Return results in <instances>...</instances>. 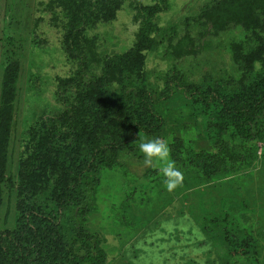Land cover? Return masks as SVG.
<instances>
[{
  "label": "rangeland",
  "instance_id": "rangeland-1",
  "mask_svg": "<svg viewBox=\"0 0 264 264\" xmlns=\"http://www.w3.org/2000/svg\"><path fill=\"white\" fill-rule=\"evenodd\" d=\"M49 1L0 0V93L6 66H18L2 229L14 227L27 131L76 104L80 86L117 96L161 86V77L176 69L187 82L227 93L250 88L264 74V0H163L149 32L126 1L107 19L71 22V35L65 12ZM156 2L142 0L147 7ZM145 33L153 44L133 58L129 52ZM118 57L119 67L102 79L103 60ZM67 79L79 86L64 88ZM139 166L133 160L101 172L97 208L86 226L103 237L106 264H264V141L239 170L211 179L175 164L183 180L171 192L162 164ZM145 169L150 172L141 176Z\"/></svg>",
  "mask_w": 264,
  "mask_h": 264
},
{
  "label": "trees",
  "instance_id": "trees-1",
  "mask_svg": "<svg viewBox=\"0 0 264 264\" xmlns=\"http://www.w3.org/2000/svg\"><path fill=\"white\" fill-rule=\"evenodd\" d=\"M126 1L141 14L144 31L149 32L163 0L148 7L142 0L49 4L65 12L61 17L69 20L71 35V22H95L100 15L107 19ZM78 38L76 33L75 43ZM141 41L129 52L133 58L153 44L147 33ZM118 67L119 57L105 58L101 78ZM17 75V64H9L1 82L0 205L2 184L9 180L8 135ZM161 80V86L151 84L150 90L130 88L117 96L95 95L87 83L77 91L76 104L29 128L21 148L14 227L0 228V264H106L103 237L86 226L97 208L101 172L133 160L143 165V141L164 139L175 164L205 179L237 171L248 156L255 157L257 144L264 141V74L250 88L227 93L187 82L176 69ZM73 81L65 80L63 87H78ZM182 102L192 109L182 108ZM189 131H194L192 139L186 136ZM149 172L142 170L141 176Z\"/></svg>",
  "mask_w": 264,
  "mask_h": 264
},
{
  "label": "clouds",
  "instance_id": "clouds-1",
  "mask_svg": "<svg viewBox=\"0 0 264 264\" xmlns=\"http://www.w3.org/2000/svg\"><path fill=\"white\" fill-rule=\"evenodd\" d=\"M260 62L256 61L254 69L259 71ZM140 137V133H139ZM139 150L143 154V164L145 167H153L162 164V174L164 176V186L171 192L178 187L183 180L182 172L176 168L175 162L170 159V147L168 143L160 138L154 137L139 144Z\"/></svg>",
  "mask_w": 264,
  "mask_h": 264
}]
</instances>
